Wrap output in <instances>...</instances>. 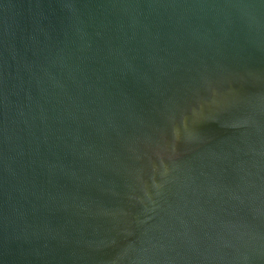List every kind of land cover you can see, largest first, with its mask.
<instances>
[{"label": "water", "instance_id": "obj_1", "mask_svg": "<svg viewBox=\"0 0 264 264\" xmlns=\"http://www.w3.org/2000/svg\"><path fill=\"white\" fill-rule=\"evenodd\" d=\"M0 264H264V0H0Z\"/></svg>", "mask_w": 264, "mask_h": 264}]
</instances>
